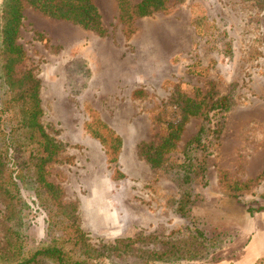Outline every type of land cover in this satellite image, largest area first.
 I'll list each match as a JSON object with an SVG mask.
<instances>
[{"label":"rangeland","instance_id":"rangeland-1","mask_svg":"<svg viewBox=\"0 0 264 264\" xmlns=\"http://www.w3.org/2000/svg\"><path fill=\"white\" fill-rule=\"evenodd\" d=\"M93 1L106 28L103 36L24 6L19 42L26 54L16 69L32 70L41 80L39 122L45 135L34 131L30 139L32 133H24L21 140L46 158L44 175L53 185L45 193L31 178L35 166L24 170L26 249L65 235V215L52 204L53 193L73 209L88 242L103 251L98 264H133L143 248L168 247L133 243L141 232L188 246L187 222L174 212L178 187L139 156L138 145L157 141L167 133L166 122L181 118L176 91L198 92L202 102L203 116L185 123L177 144L182 150L202 128L211 98L234 89L235 104L218 140L209 143L211 154L196 152L207 164L209 183L197 209L207 220V239L191 242L192 257L155 264H264V211L246 212L264 207V181L241 190L220 180L226 170L245 178L251 155H264V0H183L130 21L120 19L118 0ZM211 82L215 90L209 93ZM101 124L121 137L117 161L87 129ZM7 214L0 194V249ZM214 236L217 241H210Z\"/></svg>","mask_w":264,"mask_h":264},{"label":"trees","instance_id":"trees-1","mask_svg":"<svg viewBox=\"0 0 264 264\" xmlns=\"http://www.w3.org/2000/svg\"><path fill=\"white\" fill-rule=\"evenodd\" d=\"M182 1L140 0L131 3L130 0H118L119 17L123 21H130L136 17L151 16L157 11H167L172 4ZM26 3L48 16L77 23L101 36L106 33L102 15L93 0H3L0 3V194L7 199L8 209L4 245L0 249V264H98L95 259L102 256L103 251L88 242L86 233L73 219V209L68 210L56 193H53L54 202H51L57 213L60 211L65 215L62 220L66 224L65 235L61 240L57 239L38 249H26L24 241L26 221L22 214L29 205L22 196L21 184L25 183L27 176L24 170L30 165L35 166L37 175H32L31 178L36 176V179L32 180L39 182L45 193H52L53 187L44 175L46 158L39 156V151L30 147L29 142L21 140L24 133L38 131L45 135L39 122V116L43 113L40 97L41 80L32 70L20 72L16 69V65L26 54L24 46L19 42ZM195 25L201 30L196 22ZM210 88L209 93L215 90L214 82L210 83ZM199 95L198 92L184 95L176 91L174 100L181 108V118L166 122L167 133L161 134L157 141H142L138 145L139 156L155 170L165 172L178 187L179 198L175 202L174 212L187 222L185 230L189 238L186 241L188 246L165 240L153 232L137 233L132 239L133 243L149 246L163 242L162 244H167L168 247L143 248L138 256L140 260L133 261V264H155L169 259L192 257L196 250L190 246L191 242L195 240L201 243L199 240L207 239L205 235L207 220L197 211L203 201L202 190L209 183L207 164L204 158L196 157V152L204 150L207 155L211 154L213 148L209 147V143L213 139L218 140L225 114L235 104V90L211 98L202 128L182 150H179L177 144L185 123L191 116L198 114L203 116L202 102L197 99ZM87 129L99 139L107 157L111 161H117V152L122 148L121 137L106 124ZM29 136L31 139L33 133ZM51 148L46 147L45 150ZM27 150L30 153L26 159L16 158L17 153ZM123 175L118 171V178ZM32 180L27 184L35 183ZM220 180L223 186L243 190L262 182L264 173L256 179L241 182L231 178L227 171H220ZM262 211L264 207L246 209L251 215ZM216 238L211 237L210 241ZM132 242L124 244L125 247Z\"/></svg>","mask_w":264,"mask_h":264},{"label":"crops","instance_id":"crops-1","mask_svg":"<svg viewBox=\"0 0 264 264\" xmlns=\"http://www.w3.org/2000/svg\"><path fill=\"white\" fill-rule=\"evenodd\" d=\"M226 171L228 172L231 178L239 180L241 182L256 179L261 174L264 173V155H251V157L249 158L248 168L245 169V172H246L245 178L240 179L239 177H236L234 174H232L230 170H226Z\"/></svg>","mask_w":264,"mask_h":264}]
</instances>
